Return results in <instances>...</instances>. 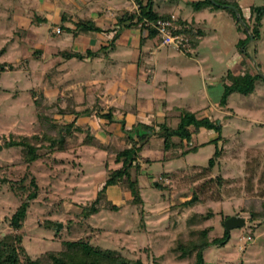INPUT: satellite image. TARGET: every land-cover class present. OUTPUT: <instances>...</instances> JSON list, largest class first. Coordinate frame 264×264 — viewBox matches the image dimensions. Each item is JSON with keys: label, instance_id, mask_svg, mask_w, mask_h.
Masks as SVG:
<instances>
[{"label": "rangeland", "instance_id": "1", "mask_svg": "<svg viewBox=\"0 0 264 264\" xmlns=\"http://www.w3.org/2000/svg\"><path fill=\"white\" fill-rule=\"evenodd\" d=\"M158 1L164 11H173L189 21L202 19L206 36L197 50L200 56H192L195 48L188 57L165 46L181 59L169 60L165 55V61L180 71L191 70L186 74L190 77L184 79L175 73L168 75L170 84L173 80L177 84L175 92L187 90L191 95L177 105L182 110L200 112V119L219 123L222 141L211 143L220 134L203 128L193 136L197 153L163 163L155 177L161 180L162 171L172 174L171 179H163L170 186L165 193L151 188L150 179L145 177V156L161 154L162 149L156 146L142 151L139 179L143 204L132 205L131 193L124 186L110 187L99 200V213L86 217L83 211L97 200L112 170L121 167L115 158L117 152L130 147L129 134L125 131L124 136L110 139L105 134L104 140L96 139L110 151L83 145L88 130L97 132V127L92 128L81 118L75 120L71 113L79 106L70 99H81L82 91L48 85L52 81L45 77L47 66L30 59L37 48L45 46L46 35L52 36L56 30L52 28L48 35L40 29L38 5L48 0H0V240L6 235L22 237L21 262L61 251L65 241L85 239L103 250L144 263L192 264L194 260L181 261L174 249L206 231L209 242L222 239L225 233L228 239L204 251L205 264H264V16L258 35L255 33L257 39L239 46L247 37L248 27V33L255 31L251 10L264 7V0H228L240 5L243 23L236 20L239 15L227 9L195 11L192 4L196 0ZM62 37L57 35L52 41L57 43ZM241 61L244 63L239 64ZM245 73L258 76L255 90L247 95L234 92L222 105L225 86L232 84L230 76ZM37 93L43 94L41 101ZM74 121V127L65 132L63 128ZM173 121L169 126L176 128L178 122ZM78 127L82 131L75 129ZM61 134L67 141L63 152L57 151L58 147L52 149L44 140L46 135ZM23 138L35 144L41 155L30 166L21 147H6L7 142H21ZM216 146L223 156L218 167L209 171L206 166ZM30 173L37 180L38 197L30 202L23 229L16 231L10 227L11 218L33 190L29 180L18 182ZM196 193L198 200L184 207ZM110 204L119 209L112 210ZM233 216L244 218L246 224L228 235L225 221ZM57 224H62L58 231Z\"/></svg>", "mask_w": 264, "mask_h": 264}, {"label": "crops", "instance_id": "2", "mask_svg": "<svg viewBox=\"0 0 264 264\" xmlns=\"http://www.w3.org/2000/svg\"><path fill=\"white\" fill-rule=\"evenodd\" d=\"M156 1L153 0L154 9L157 12L175 13L164 11L161 2ZM197 1L199 0L194 2ZM65 3L66 0H48L47 4H36L38 5L37 14L42 24L40 29L43 28L45 34L50 35V30L55 27L56 30L61 29V33L57 34L55 30L52 36L46 35L47 46L45 44L46 47L37 48L30 59H35L36 62L47 66L45 77L47 79L51 77L52 81L48 85L52 84V87L56 88L65 87L67 91L77 88L82 91V96L79 95L81 99L76 101L73 98L79 106L76 111L82 112L78 118L86 121V124L92 128L97 127V132L94 131V135L91 133L97 140L106 137L105 134L109 139L121 137L124 136L125 131L130 138V134L134 138L135 128L139 124L154 128V135L144 146L143 151L148 152L151 147L155 149L157 146L158 149H162V152L161 154L153 152L154 154L145 156V177L149 179L148 175L155 176L161 166H164L163 163H173L175 158L178 159V156L172 152L164 151L163 140L155 134L159 132V126L166 122L168 125L172 120L179 123L181 108L177 102L188 100L191 96L187 90L175 92L177 84L174 80L170 84L168 75L175 73L176 76L184 79V77H190V74H186L191 70L180 71L178 68H173V65L167 64L168 62L165 61L167 58L174 61H181V59L170 51L172 48H163L165 46L159 39L146 29L138 26L130 28L126 23L118 22L126 12L135 11L136 3L133 0H70ZM178 16L182 20H187L189 25L192 21L196 22L202 32L194 50L195 53L192 55L200 56L197 50L206 36L202 19L198 21L193 18L189 21L181 15ZM80 22H91L100 28V31L80 32L81 28L77 25ZM57 35L66 36L62 37L63 40L58 39L56 43L52 40ZM74 55L81 58L73 57ZM187 56L192 57L190 54ZM242 63L244 61L239 64ZM183 110L187 109L183 108ZM110 112L113 115V121L110 123L98 116V113ZM199 113L195 112L198 119L201 118ZM93 118L102 122L99 124ZM155 139L162 141L159 140L153 144L152 140ZM109 143L112 142L109 141ZM191 145L194 146L193 141ZM170 154L172 156H169ZM146 160L150 162L147 163Z\"/></svg>", "mask_w": 264, "mask_h": 264}, {"label": "trees", "instance_id": "3", "mask_svg": "<svg viewBox=\"0 0 264 264\" xmlns=\"http://www.w3.org/2000/svg\"><path fill=\"white\" fill-rule=\"evenodd\" d=\"M219 4V5H216ZM136 4L139 7V12H126L120 19L119 23L123 24L126 23L127 27H139V23L142 22L144 18H148L150 20L156 21L158 19L169 18L170 14H161L154 9V2L153 0H136ZM195 11H201L204 9L212 8V9H227L230 12L234 13L238 16V23L245 22L243 17V11L239 4L228 1V0H199L194 2L193 4ZM231 6V7H224V6ZM251 15H255V31L252 33H248L249 27L247 28V37L244 40H240L239 46H242L243 43L245 44L247 41L251 39H257L255 33L259 32V28L261 25L262 17L264 16V7H256L251 10ZM252 17V16H251ZM179 21L183 25H189L188 21L182 20L179 17ZM78 28H81L80 32H99L100 28L96 27L91 22H80L77 23ZM191 30L188 32L192 37L193 48H196L198 45L199 39L198 37L201 35V31L198 28L196 22L192 21L189 25ZM140 28V27H139ZM142 29V28H141ZM150 33L156 36L155 31L148 30ZM200 38V37H199ZM73 57L81 58V56L74 55ZM11 69L13 67L11 66ZM52 75V73H51ZM232 79V84L225 86L223 99L221 104L226 105L228 97L234 93L238 92L244 95L250 94L255 90V84L258 76L251 75L249 73H245L241 76L235 77L230 76ZM52 84H50L51 86ZM32 94L35 96L33 90ZM39 96L38 99L41 101L44 97L42 93H37ZM73 105L76 106V103L73 99H70ZM39 104V102H37ZM181 115L179 118V123L176 128L170 127L167 122L159 126V132H156L158 138L163 140V148L165 152H172L178 158H184L187 155L192 153H197V147H191V143L193 141V136L197 135L201 129L206 128L208 130H216L220 137L211 143H215L216 145L222 141L221 132L222 127L217 122H212L208 118L198 119L195 113L190 111L179 110ZM71 113L75 114L78 118L82 114V112L76 111V109H71ZM40 116V114H38ZM98 116L108 120V122L113 121V115L110 113L108 114H100ZM75 118V120L77 119ZM76 121L64 127V131L68 133L71 128L74 127ZM137 128V129H136ZM135 128L134 138H130V147L122 150L121 152H117L115 162L120 164L121 167L112 170L108 179L106 180L103 188L100 190L97 200L88 208L83 211L84 216H92L99 213V208L97 207L100 198L107 192L108 188L116 187V186H124L128 192L131 193L132 200L130 203L133 205H140L143 204V197H142V188L140 185L139 175L142 173L141 167V152L144 149V146L148 143V141L152 138L151 131H154V128L145 125H138ZM53 129H57L56 126L53 125ZM77 131H82V128L78 127L75 128ZM123 130L124 127H123ZM87 136L83 142V145L87 147H94V148H101L103 151H110V148L103 147L97 144V138L92 136L90 131L88 130ZM62 134H65L62 132ZM59 135L58 137L52 136H45L44 140L50 142V147L54 149L58 147L57 151H65L66 148V137L64 135ZM69 135V134H68ZM7 148L13 147H21L25 153V159L28 163L27 165H32L36 161L40 159L39 148L35 145L30 143L28 138H23V141H9L6 143ZM181 150V151H180ZM179 151L181 153H179ZM222 149H218L216 146V150L213 156L209 159L208 165L206 166L207 170L213 171L215 170L219 162L222 158ZM147 163L150 160H146ZM133 173H136V177L133 176ZM138 175V177H137ZM29 176V177H28ZM172 174L170 172H163L161 175V180L156 179L155 176L148 175L150 179L151 188L161 193H165L169 191V185H165L163 179H171ZM29 180L30 187L33 189L32 192L28 195L27 199L21 202V205L14 213L10 221V227L16 231H20L23 229V225L28 217V211L30 207V202L34 201L38 197V189L39 186L37 184L36 178L30 173L29 175L25 176L19 184H24ZM212 181V180H211ZM22 190V189H21ZM17 192V191H16ZM198 194H194V198L185 202L183 204L184 207H189L198 200ZM111 205L112 210H118L119 208L115 205ZM254 216V215H253ZM260 219H257V221ZM264 220V217H263ZM200 238L196 240H190L185 243H180L178 248L174 249V252H178L179 258L181 261L184 260H194L192 264H205L204 261V251L213 246H220L227 242L228 236L225 233V236L222 239H216L213 242L207 241V233L203 231ZM229 235V234H228ZM22 237L21 236H14V235H6L0 240V264H150L144 263L142 260H132L126 257H122L117 255L115 252L110 250H103L100 247H96L92 245L88 240L80 239L77 241H65L62 243L63 249L58 252H48L42 258H38L36 260H32L27 258L25 262H21V252H23V248L21 247ZM194 258V259H192Z\"/></svg>", "mask_w": 264, "mask_h": 264}, {"label": "built area", "instance_id": "4", "mask_svg": "<svg viewBox=\"0 0 264 264\" xmlns=\"http://www.w3.org/2000/svg\"><path fill=\"white\" fill-rule=\"evenodd\" d=\"M133 1L136 3V0ZM135 5V12H139L138 5ZM139 27L146 29L147 31H155L156 37L163 46L176 48L185 54L194 50L192 37L188 33L191 30V27L189 25L185 26L181 24L179 17L175 14H170L169 18L158 19L156 21L144 18L142 22L139 23ZM57 33H61V30L58 29ZM245 239L246 238H244V240ZM247 239L250 240L251 238L248 237Z\"/></svg>", "mask_w": 264, "mask_h": 264}, {"label": "water", "instance_id": "5", "mask_svg": "<svg viewBox=\"0 0 264 264\" xmlns=\"http://www.w3.org/2000/svg\"><path fill=\"white\" fill-rule=\"evenodd\" d=\"M0 146V150H1ZM246 220L242 217H231L225 221L226 232L230 235L232 230L241 229L245 226ZM62 228V224H57V231Z\"/></svg>", "mask_w": 264, "mask_h": 264}]
</instances>
